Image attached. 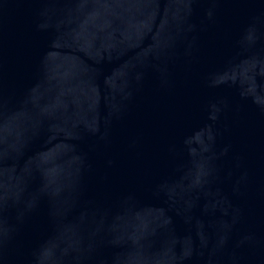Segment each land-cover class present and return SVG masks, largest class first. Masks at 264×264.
I'll list each match as a JSON object with an SVG mask.
<instances>
[{"label":"water","instance_id":"water-1","mask_svg":"<svg viewBox=\"0 0 264 264\" xmlns=\"http://www.w3.org/2000/svg\"><path fill=\"white\" fill-rule=\"evenodd\" d=\"M0 264H264V0H0Z\"/></svg>","mask_w":264,"mask_h":264}]
</instances>
